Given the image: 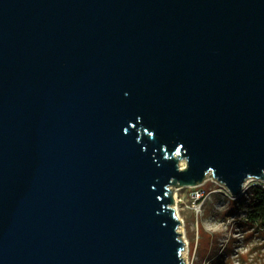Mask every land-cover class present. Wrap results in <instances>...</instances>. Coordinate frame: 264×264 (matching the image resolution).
<instances>
[{
    "label": "water",
    "instance_id": "obj_1",
    "mask_svg": "<svg viewBox=\"0 0 264 264\" xmlns=\"http://www.w3.org/2000/svg\"><path fill=\"white\" fill-rule=\"evenodd\" d=\"M208 171L264 179V0H0V264H182Z\"/></svg>",
    "mask_w": 264,
    "mask_h": 264
},
{
    "label": "rangeland",
    "instance_id": "obj_2",
    "mask_svg": "<svg viewBox=\"0 0 264 264\" xmlns=\"http://www.w3.org/2000/svg\"><path fill=\"white\" fill-rule=\"evenodd\" d=\"M180 169L187 161L178 152L166 154ZM264 184L263 178L249 177L234 196L224 183L208 171L196 183L171 180L167 189L173 203L176 230L182 241V264H264V225L248 221L242 205L249 187Z\"/></svg>",
    "mask_w": 264,
    "mask_h": 264
},
{
    "label": "trees",
    "instance_id": "obj_3",
    "mask_svg": "<svg viewBox=\"0 0 264 264\" xmlns=\"http://www.w3.org/2000/svg\"><path fill=\"white\" fill-rule=\"evenodd\" d=\"M248 221L264 225V188L252 185L247 201L242 205Z\"/></svg>",
    "mask_w": 264,
    "mask_h": 264
},
{
    "label": "built area",
    "instance_id": "obj_4",
    "mask_svg": "<svg viewBox=\"0 0 264 264\" xmlns=\"http://www.w3.org/2000/svg\"><path fill=\"white\" fill-rule=\"evenodd\" d=\"M253 185H259V186H262L263 188H264V184H259V183H257V184H253ZM252 186V185H251ZM250 188V187H249ZM245 213V212H244ZM245 217H246V213H245ZM247 219V218H246Z\"/></svg>",
    "mask_w": 264,
    "mask_h": 264
}]
</instances>
